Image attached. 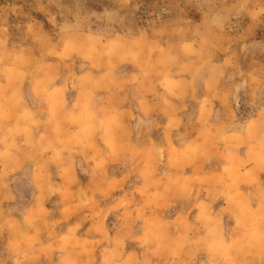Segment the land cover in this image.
<instances>
[{
  "label": "clouds",
  "instance_id": "9594fccd",
  "mask_svg": "<svg viewBox=\"0 0 264 264\" xmlns=\"http://www.w3.org/2000/svg\"><path fill=\"white\" fill-rule=\"evenodd\" d=\"M0 264H264V0H0Z\"/></svg>",
  "mask_w": 264,
  "mask_h": 264
}]
</instances>
